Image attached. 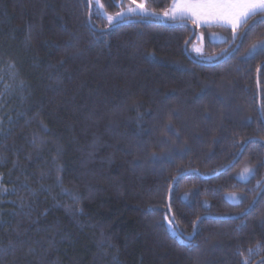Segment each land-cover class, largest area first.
<instances>
[{"label":"trees","instance_id":"obj_1","mask_svg":"<svg viewBox=\"0 0 264 264\" xmlns=\"http://www.w3.org/2000/svg\"><path fill=\"white\" fill-rule=\"evenodd\" d=\"M140 2L0 0V264H264V14L101 13Z\"/></svg>","mask_w":264,"mask_h":264},{"label":"snow or ice","instance_id":"obj_2","mask_svg":"<svg viewBox=\"0 0 264 264\" xmlns=\"http://www.w3.org/2000/svg\"><path fill=\"white\" fill-rule=\"evenodd\" d=\"M143 8V5H137ZM133 12L134 9H129ZM177 11L179 16L174 15L173 19L192 20L193 23L200 25H211L212 23L230 26L235 34L242 23L257 13L264 14V0H189V2L178 4ZM123 15L118 13L117 17L107 16L108 23L111 25L116 18ZM245 173L251 174L249 169Z\"/></svg>","mask_w":264,"mask_h":264},{"label":"rangeland","instance_id":"obj_3","mask_svg":"<svg viewBox=\"0 0 264 264\" xmlns=\"http://www.w3.org/2000/svg\"><path fill=\"white\" fill-rule=\"evenodd\" d=\"M91 2H92L94 7H99V0H91ZM182 2H183L182 0H175L174 5H172L170 7L169 11L165 12V13H161V14H156V13L151 12L144 5L143 2L136 3V4L126 8L125 10L121 11L120 13H123V15L119 16L118 18H116L111 25L117 24V23H121L126 16H130V15H134V14H140V15H144V16H151L153 19H155V21H159V22H162V23L175 21V19H173L172 17L174 15H176L177 17L179 16V13L177 11V5L178 4H182ZM140 4L143 5L142 9L141 8H137V5H140ZM130 8L134 9V11L133 12H129L128 10ZM101 13H102L103 16L106 17V20H107V16L108 15H105L102 11H101ZM113 17H117V15H115ZM107 23H108V20H107ZM242 24H244V23H242ZM242 24L240 25V27L242 26ZM108 25H110V24L108 23ZM211 25H213V26H207V27H223V28L231 29L230 26H226L225 27L222 24L214 23V24H211ZM240 27L237 28L236 32L239 30ZM225 39H226V37L223 34H221V33H214L213 32V33L209 34V41H211L213 43H220V42L225 41ZM263 49H264V40L254 44L247 51V53L245 54L244 57H250V56L254 55L256 52H258L260 50H263ZM187 52L191 56V58L194 61L198 62V63H209V62L214 61V59H215V56L211 57V56L206 55V53H205V43H204L203 35L201 33H198L196 35L194 42L188 46ZM246 168L250 170L251 174L245 173L244 170ZM252 173H253L252 168L250 166H248V167L245 166L244 168H242L237 173L236 177L240 181H245L252 175ZM226 199L230 203H238V201H239V197L237 195H228V196H226ZM169 229H170V231L173 230L171 225L169 226Z\"/></svg>","mask_w":264,"mask_h":264},{"label":"water","instance_id":"obj_4","mask_svg":"<svg viewBox=\"0 0 264 264\" xmlns=\"http://www.w3.org/2000/svg\"><path fill=\"white\" fill-rule=\"evenodd\" d=\"M88 4H89V14H90V12H91V2H90V0H88ZM252 24H253V23H251L247 28L244 29V31L242 32V34H241V36H240V39H239V41H238V44L235 46V48L233 49V51H236V49L239 47L241 41L243 40V37H244L245 33L247 32L248 28L251 27ZM194 35H195V32H194V30H193V31H192V35H191V38L188 40V42H187V43L185 44V46H184V52H185V53H186V47H187V44H188L189 41L194 37ZM243 149H244V148H242V150H241V152H240V155H241ZM240 155H239V156H240ZM235 163H236V160H235V161H234V162H233L228 168L232 167ZM168 209H169V207H168ZM171 218H172V216H171ZM173 224H175V223L173 222ZM174 226H175V225H174ZM192 238H193V234H192L190 237H184V239H185L186 241H191Z\"/></svg>","mask_w":264,"mask_h":264},{"label":"crops","instance_id":"obj_5","mask_svg":"<svg viewBox=\"0 0 264 264\" xmlns=\"http://www.w3.org/2000/svg\"><path fill=\"white\" fill-rule=\"evenodd\" d=\"M183 2L182 3H186V2H189V0H182ZM174 2H175V0H173V4L172 5H174ZM171 5V6H172ZM169 11V10H168ZM167 11V12H168ZM175 20H182V19H179V18H177V19H175ZM189 21H191L192 23H193V21L192 20H189ZM171 22V21H170ZM194 25H196L197 27H207V26H213V25H204L203 23H201L200 25H197V24H195V23H193ZM212 24H214V23H212ZM222 26V25H221ZM226 27V26H225Z\"/></svg>","mask_w":264,"mask_h":264}]
</instances>
